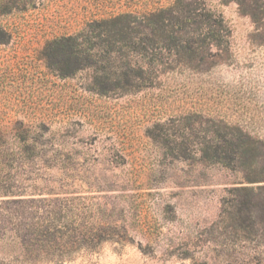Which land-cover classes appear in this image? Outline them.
I'll return each instance as SVG.
<instances>
[{
  "label": "rangeland",
  "instance_id": "374dc122",
  "mask_svg": "<svg viewBox=\"0 0 264 264\" xmlns=\"http://www.w3.org/2000/svg\"><path fill=\"white\" fill-rule=\"evenodd\" d=\"M177 1L0 0V264H264V0Z\"/></svg>",
  "mask_w": 264,
  "mask_h": 264
},
{
  "label": "trees",
  "instance_id": "16d2710c",
  "mask_svg": "<svg viewBox=\"0 0 264 264\" xmlns=\"http://www.w3.org/2000/svg\"><path fill=\"white\" fill-rule=\"evenodd\" d=\"M237 2L241 7L244 6L245 0H233ZM258 1V0H254ZM186 2H190V0H178L177 3L167 9L162 10L158 13L151 15L146 18L145 26L149 30V38H147L148 46L152 50H162V49H170L171 51H176L181 48L192 51L193 47H184V43H193V39H186L185 35L194 32L192 28H198L202 24H208L210 26V34L213 36L219 35V30L213 28H223L225 27V21L223 17L217 16L213 13L210 14H202L201 12L197 13L196 8H193V4ZM192 5V6H191ZM254 18V17H253ZM116 21H120L116 20ZM109 26L110 23H104ZM130 24H128V27ZM113 29L109 30V32H113L115 36H119L118 39L124 40V32L126 26H122L120 23L115 22L113 24ZM101 34L98 35L100 37ZM79 37L70 38L69 41L75 46L77 45ZM215 42H219L216 41ZM14 195L11 191L4 190L0 193V195Z\"/></svg>",
  "mask_w": 264,
  "mask_h": 264
}]
</instances>
